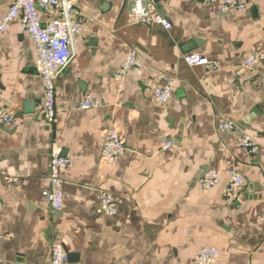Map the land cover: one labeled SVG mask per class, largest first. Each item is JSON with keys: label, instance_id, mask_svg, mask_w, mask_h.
<instances>
[{"label": "crops", "instance_id": "1", "mask_svg": "<svg viewBox=\"0 0 264 264\" xmlns=\"http://www.w3.org/2000/svg\"><path fill=\"white\" fill-rule=\"evenodd\" d=\"M12 1L0 0V18ZM75 1L92 20L56 79L52 124L36 109L43 80L31 38L18 21L0 33V107L22 119L18 127L0 124V264H49L52 242L66 264H196L206 246L220 251L213 264H264V62L241 65L264 50V0H243L244 9L226 14L218 0H151L170 29L128 24L134 0ZM131 47L136 63L115 80ZM186 52L217 68L188 66ZM164 74L172 96L160 104L153 88ZM87 95L104 105L80 109ZM224 120L235 131L217 130ZM109 127L124 150L105 164ZM243 132L256 153L239 147ZM52 143L72 159L60 211L42 195ZM229 168L246 178L235 200L223 194ZM208 169L222 180L202 191ZM103 192L113 196L115 216L97 213Z\"/></svg>", "mask_w": 264, "mask_h": 264}, {"label": "built area", "instance_id": "2", "mask_svg": "<svg viewBox=\"0 0 264 264\" xmlns=\"http://www.w3.org/2000/svg\"><path fill=\"white\" fill-rule=\"evenodd\" d=\"M208 4L214 0H204ZM245 8L243 0H218L219 14L240 11ZM128 24L158 25L170 29L171 22L161 14L151 0H134L127 13ZM92 18H83L75 0H13L6 13L0 18V33L5 32L11 23L18 21L24 32L31 38L38 59L37 70L43 80V95L36 105L39 114L48 124L55 122L57 108L55 103L56 79L70 63L76 53V44L88 32L87 23ZM137 60V51L129 48L127 56L114 73L115 80H121L126 72L134 67ZM183 60L188 66H203L207 71L217 68L215 62L208 60L204 55L195 52H186ZM264 62V50L246 57L241 65L252 68ZM163 82L153 88L155 100L165 104L172 96V80L162 75ZM103 99L94 96H85L78 104L80 109H93L104 105ZM22 119L8 113L0 107V124L20 126ZM217 130L235 131L236 125L231 120H224L216 125ZM237 143L247 154L258 151V144L254 137L243 132L238 136ZM172 145V141L164 140L163 148ZM122 139L112 127L107 128L101 149L105 164L113 163L123 152ZM72 166V159L61 152V148L52 143L48 154V186L42 195L54 211H60L63 206L62 173ZM222 180L221 172L217 169H208L200 176L198 187L206 191ZM246 185V178L236 168L227 170L224 197L235 200ZM97 213L105 216H115L117 209L114 198L109 193H100ZM220 256V251L211 246L200 248L195 252L196 264H213ZM68 255L58 242L50 245L49 264H66Z\"/></svg>", "mask_w": 264, "mask_h": 264}]
</instances>
